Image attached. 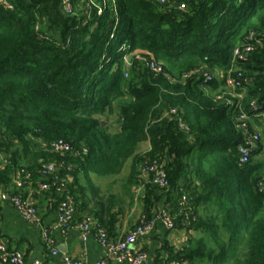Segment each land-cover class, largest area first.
Returning a JSON list of instances; mask_svg holds the SVG:
<instances>
[{
    "label": "trees",
    "instance_id": "1",
    "mask_svg": "<svg viewBox=\"0 0 264 264\" xmlns=\"http://www.w3.org/2000/svg\"><path fill=\"white\" fill-rule=\"evenodd\" d=\"M8 1L0 5V183L8 187L16 170L26 183H49L40 172L54 164L75 214L110 237L141 187L138 224L163 205L174 229L196 233L169 252L174 260L264 264V0H70L72 13L61 0ZM228 78L245 82L233 90ZM58 141L70 151H55ZM143 143L149 149L138 152ZM152 164L166 187L152 183L154 173L140 178ZM125 167L120 193L105 200L90 204L77 189L78 174L115 180Z\"/></svg>",
    "mask_w": 264,
    "mask_h": 264
},
{
    "label": "crops",
    "instance_id": "2",
    "mask_svg": "<svg viewBox=\"0 0 264 264\" xmlns=\"http://www.w3.org/2000/svg\"><path fill=\"white\" fill-rule=\"evenodd\" d=\"M109 127L110 130H117V121L113 115L109 117ZM148 149V143H143L138 147V152H146ZM19 174V170L13 172L8 187L0 183V245H3L8 251L20 252L25 264H30L32 261H41L43 264H64V257L79 259L85 264H98L106 259V251L98 243L93 232L88 234L85 240L81 239L80 232L76 228L81 216L74 214L70 228L64 232L60 231L58 205L61 196L58 191H40L38 187L40 185L37 183L26 182L22 187L16 188L14 180L19 179ZM124 174L123 171L121 175L124 177L126 175ZM102 179L108 180L106 177L92 175L85 179L82 173L77 175V189H81L78 191L85 196L90 204L98 199L105 200L112 194L120 193L121 179H109L108 182H104V185L97 183ZM132 191L135 196V203L130 209L124 208L123 214L118 218L115 225V232H113L115 236L110 237L107 234L108 239L111 241L115 242L121 238L137 225L141 218V204L138 199L142 197V188H134ZM16 194L25 199H30L34 203L41 217L39 226L26 222L16 210L11 200L12 196ZM161 208H163V205ZM152 221V230L138 239L133 246L135 251L146 255V260L141 264H168L170 261H176L169 252L181 251L187 245V242L196 236V233L188 232L185 228L168 230L155 217ZM43 232L47 233L48 241L43 239ZM52 251H56L57 254L53 255ZM203 261L194 259L176 262L178 264H203ZM109 262L110 264H128L127 262H116L112 258ZM0 264L3 263L0 261Z\"/></svg>",
    "mask_w": 264,
    "mask_h": 264
},
{
    "label": "built area",
    "instance_id": "3",
    "mask_svg": "<svg viewBox=\"0 0 264 264\" xmlns=\"http://www.w3.org/2000/svg\"><path fill=\"white\" fill-rule=\"evenodd\" d=\"M63 10L66 13H72V6L70 4V0H61ZM155 2L159 4H174V0H154ZM0 5L3 7L9 8V1L8 0H0ZM175 5L180 10L185 9L184 3H175ZM248 50V49H246ZM233 58L237 61H240L242 59V55L238 50H235L233 52ZM151 68H153V65H150ZM156 71H159V68H156ZM239 77V75H238ZM201 78L204 82L209 81L211 79V75L209 74V71L204 70L202 71ZM245 82V80H237V79H231L228 78L226 81L227 88L229 89H236L239 88L241 83ZM225 93H223L222 96H218L217 99L224 96ZM242 95L235 96L236 99H238V102H240ZM256 104L255 102H252L249 104L250 109H255ZM173 113L175 111H172ZM249 116H247L245 113H241L239 116V120L241 121L240 128L246 130L248 123H249ZM264 124V123H263ZM259 140V134L257 131H253V134L248 136L246 145H254ZM2 142V137L0 136V143ZM52 148L55 151L60 152H69L70 147L68 144L58 141L55 144L52 145ZM1 148H0V155H1ZM240 160L239 162L241 164L245 163L248 158V149L240 147ZM1 159V156H0ZM5 163V160L0 161V169L2 168L3 164ZM154 173V177L152 179V183L157 185L160 188L166 187L167 181L166 177L162 170H160L155 164L152 165H144L140 169V178L150 174ZM40 174L42 176H50L51 182L49 183H42L39 186L40 191H48V190H56L60 193L61 201L58 205V220H59V229L61 232H64L65 230H68L70 226L73 223L75 209H74V202L70 195H68L65 190L66 186L65 183L59 179V176L57 175V169L54 164H47L45 165ZM28 178V175L25 177ZM24 185V181L20 179L14 180V186L16 188H20ZM261 190L264 191V186H260ZM183 201L184 198L182 197ZM12 203L16 210L21 214L22 218L35 226H39L41 223V217L38 214L36 207L34 203L30 199H25L21 197L20 195L16 194L12 196ZM155 218L160 220L165 227L168 230L174 229V223L172 219L169 216L168 210L161 208L157 214L155 215ZM153 221L150 222H144L141 221L139 224L135 225L130 231L125 233L121 238H119L117 241H111L107 238L105 230L97 225L90 217H84L82 218L78 223L76 228L79 230L81 239L85 240V238L90 234L91 232L94 233L98 243L104 247L106 251V259L99 262L98 264H110L111 258L116 262H127L128 264H141L146 260V255L142 253H138L134 250L133 246L135 243L140 239L141 237L145 236L152 230ZM42 237L45 241H48V235L46 232L42 233ZM53 255H56V251H52ZM0 261L3 264H25L23 260V256L18 251H8L3 245H0ZM64 264H85L83 261L79 259H72L69 257L63 258ZM30 264H43L41 261H32ZM168 264H178L176 261H170Z\"/></svg>",
    "mask_w": 264,
    "mask_h": 264
},
{
    "label": "rangeland",
    "instance_id": "4",
    "mask_svg": "<svg viewBox=\"0 0 264 264\" xmlns=\"http://www.w3.org/2000/svg\"><path fill=\"white\" fill-rule=\"evenodd\" d=\"M103 122H105L104 119L102 120V124H103ZM108 123H109V120H108ZM262 127H264V125H262ZM256 130H257V133H260V134H261L262 131H263V128L261 129L260 127H257ZM123 171H124L125 174H127V172H128V168L125 167ZM123 171H122V172H123ZM125 174H124V175H125ZM121 177H123V176L120 175V176H118L115 180H119ZM109 179H112V178H108V180H109ZM108 180H107V179H102V180H100V181L97 182V183H99V184L102 183V184L104 185V182H108ZM202 263H203V264H212L211 262H209V261H207V260H204ZM196 264H197V263H196Z\"/></svg>",
    "mask_w": 264,
    "mask_h": 264
},
{
    "label": "water",
    "instance_id": "5",
    "mask_svg": "<svg viewBox=\"0 0 264 264\" xmlns=\"http://www.w3.org/2000/svg\"><path fill=\"white\" fill-rule=\"evenodd\" d=\"M254 147H255V145H252V146H251V148H254Z\"/></svg>",
    "mask_w": 264,
    "mask_h": 264
}]
</instances>
